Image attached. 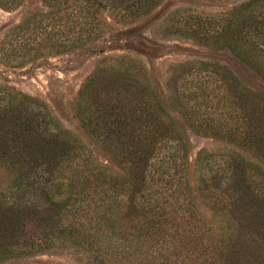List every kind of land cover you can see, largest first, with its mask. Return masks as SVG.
I'll use <instances>...</instances> for the list:
<instances>
[{
	"label": "trees",
	"instance_id": "trees-1",
	"mask_svg": "<svg viewBox=\"0 0 264 264\" xmlns=\"http://www.w3.org/2000/svg\"><path fill=\"white\" fill-rule=\"evenodd\" d=\"M5 28L0 61L21 67L103 36L106 17L132 22L162 0H40ZM21 0H0L12 10ZM180 35L229 51L264 83V0L180 18ZM166 87L194 131L232 148L200 151L195 192L181 123L141 61L101 59L78 90L81 128L120 173L99 164L40 98L0 84V264L74 249L86 264H264V91L226 65L171 66Z\"/></svg>",
	"mask_w": 264,
	"mask_h": 264
},
{
	"label": "rangeland",
	"instance_id": "rangeland-1",
	"mask_svg": "<svg viewBox=\"0 0 264 264\" xmlns=\"http://www.w3.org/2000/svg\"><path fill=\"white\" fill-rule=\"evenodd\" d=\"M243 0H162L150 13L132 22L120 23L107 17L103 36L91 46L69 50L33 61L21 67L0 61V84L14 87L44 101L60 124L78 136L92 151L93 158L112 172L120 173L107 155L81 128L74 114L77 93L87 76L103 58L124 55L139 60L150 75L151 82L166 106L184 128L189 146V177L198 214L207 221L209 210L195 192L197 176L195 158L200 151L222 152L232 146L225 140L194 131L174 109L166 87L172 65L204 60L228 66L249 88L264 91L259 76L227 50L214 49L180 35L177 27L182 16L222 12ZM40 0H21L12 10L0 7V40L7 26L18 23L25 15L43 10ZM2 264H86L74 249L50 250L4 261Z\"/></svg>",
	"mask_w": 264,
	"mask_h": 264
}]
</instances>
